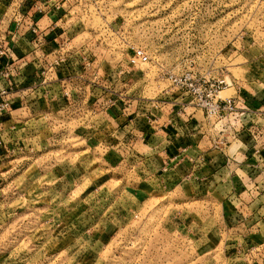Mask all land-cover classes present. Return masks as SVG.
<instances>
[{
	"label": "rangeland",
	"instance_id": "1",
	"mask_svg": "<svg viewBox=\"0 0 264 264\" xmlns=\"http://www.w3.org/2000/svg\"><path fill=\"white\" fill-rule=\"evenodd\" d=\"M68 9L67 39L28 33L37 81L27 87L35 93L43 86L42 95H14L26 81L9 95V111L16 100L28 107L31 139L29 158L0 160V264H226L219 211L198 205L221 203L225 194L195 196L185 184L170 188L158 179L152 191L132 168L137 163L121 162L129 153L113 149L112 142L107 153L90 150L73 134L77 125L67 123L74 113L61 108L55 116L51 107L57 99L66 106L89 95L99 108L117 100L129 107L139 96L172 103L178 112L201 110L173 75L188 76L195 87L223 80L221 97L239 86L238 97L246 100V88L264 85V0H74ZM132 47L146 50L150 61L134 60ZM58 74H64L59 84L67 90L65 101L50 97ZM68 90L84 94L74 98ZM246 102L239 107L252 108ZM207 120L227 132L224 123L246 117ZM92 131L99 139V130ZM111 152L118 157L108 166L98 159ZM187 222L191 239L181 230Z\"/></svg>",
	"mask_w": 264,
	"mask_h": 264
},
{
	"label": "crops",
	"instance_id": "2",
	"mask_svg": "<svg viewBox=\"0 0 264 264\" xmlns=\"http://www.w3.org/2000/svg\"><path fill=\"white\" fill-rule=\"evenodd\" d=\"M54 1L60 2L61 9H56L53 2L41 3L37 0H24L22 11L37 21L46 38L66 36L67 39L72 33L70 21L67 20V15H69L67 12L74 0ZM7 3L9 1L5 0L1 8ZM40 5L44 9L43 12L37 11ZM61 22L62 24H59ZM32 37V34H27L23 43V51L26 53L24 55L26 64L23 68L26 82L20 91L14 94L19 99L28 97L29 94L30 96L33 94L41 96L44 92L43 86H39L38 92L35 93L27 87L33 81H37L36 67L33 64L32 50H30L32 49L30 43ZM57 45L53 42L51 46L58 48ZM65 45L64 49L69 50L72 41L65 42ZM65 50L58 55L64 54ZM58 75V80L52 83L53 95L50 97H63L65 101L64 92L67 90L61 89L62 85L59 84L64 74ZM257 83L253 82V84ZM258 85L263 84H257L254 88H246L244 98L249 101L252 108L264 110V104H262L264 103V88L259 89ZM68 91L69 96L74 98L84 94L82 90H76L81 93L80 95L75 94L77 93L75 91ZM235 91L234 96H241L242 90L239 86L235 87ZM108 96L110 94L105 95L104 99ZM86 98L90 99V96L87 95ZM86 98L80 101L74 99L69 105L65 102L66 106L61 105L62 98L57 99L56 105L52 103V114L58 115L61 108L73 112L72 118L68 116L70 120L67 123L77 125L76 132L73 134L90 150L96 152L99 148L101 153H107L112 142L113 149L129 153L121 162L124 164L137 163V166L132 165V168L137 170L138 179H142V182L152 188V191V182L158 179L169 182L170 188L172 184L175 187H182L185 184L195 196L225 194L221 197V203L202 201L198 202V205H201L203 209L219 211L217 212V225L222 223V229L219 227L218 229L222 231L220 235L226 241L224 246L226 264H246L245 253L248 247L264 242V129L263 132L261 131L263 135L259 136L262 141L260 143V140L259 142L254 140L246 130L236 137L230 132H220L219 129L213 127V123L206 119L201 110L178 112L177 108L174 109L171 106L172 103L155 104L154 101H142L139 96H134L129 100L131 102L129 107L117 100L112 102L113 105L106 104L99 108L97 103H93L94 100L90 99V102H87ZM32 111L36 112V110ZM28 112V107L16 100L13 110L0 115V160L4 157L16 160L18 155L25 159L22 154L27 155L26 159L29 158L27 151L29 152L31 138L28 136ZM262 116L263 120L259 126L264 127V113ZM94 117L98 118L94 120ZM92 130H99V139L95 137V133L92 134ZM111 136L115 138H110ZM114 156L118 157L116 152ZM114 156L111 152V156L103 154L98 159L103 160L108 166ZM157 162L158 169L155 167ZM105 171L108 173L110 168H105ZM68 176L73 177L70 172ZM106 180L104 179L103 182H109ZM248 180L252 185L254 182L258 184L260 190L255 196H250L243 188V185L248 187L246 184ZM221 182H224L227 187L221 185ZM142 185H136L134 191L138 192ZM122 187H124L123 184ZM186 204L188 205L189 201L182 203V205ZM189 217L186 220H189ZM192 228L189 222L182 225L181 230L185 231L184 237L192 238Z\"/></svg>",
	"mask_w": 264,
	"mask_h": 264
},
{
	"label": "built area",
	"instance_id": "3",
	"mask_svg": "<svg viewBox=\"0 0 264 264\" xmlns=\"http://www.w3.org/2000/svg\"><path fill=\"white\" fill-rule=\"evenodd\" d=\"M4 7L1 4L5 0H0V115L9 112L11 101L9 95L13 89L21 86L25 79L24 67L26 64V53L23 51V43L28 33H32L36 37H42L43 31L37 26V21L28 14L22 11L24 0H8ZM41 3H44L42 0ZM55 8L61 7L60 2L55 4ZM38 12H43L42 5L38 6ZM14 24L13 26H11ZM132 56L134 60L143 63L150 61V55L141 47H132ZM63 60V59H62ZM55 60V62H57ZM170 79L180 88H185L193 98L195 105L200 108L207 119H217L218 121L237 119L241 123H236L231 120L228 124L224 123L223 130H228L233 136H237L240 132L246 130L254 140L262 142L259 136H262L264 127L259 126V120H255V115L258 113L262 116L264 110H256L254 108L239 107V103H247L245 99L238 96L221 97L220 93L227 87L223 80L209 83L203 81L199 86L195 87L193 82H190L188 76H170ZM229 86V85H228ZM217 126V124H216ZM261 128V129H260ZM244 183V182H243ZM243 188L247 190L250 196H255L260 189L255 182L253 185L248 180ZM246 264H264V242L248 247L246 253Z\"/></svg>",
	"mask_w": 264,
	"mask_h": 264
}]
</instances>
